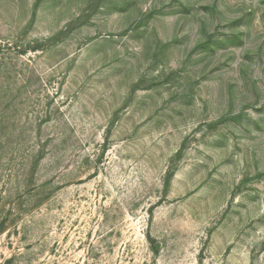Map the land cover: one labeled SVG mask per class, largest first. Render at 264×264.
I'll list each match as a JSON object with an SVG mask.
<instances>
[{
  "label": "rangeland",
  "instance_id": "rangeland-1",
  "mask_svg": "<svg viewBox=\"0 0 264 264\" xmlns=\"http://www.w3.org/2000/svg\"><path fill=\"white\" fill-rule=\"evenodd\" d=\"M0 121V264H264V0H0Z\"/></svg>",
  "mask_w": 264,
  "mask_h": 264
},
{
  "label": "trees",
  "instance_id": "trees-1",
  "mask_svg": "<svg viewBox=\"0 0 264 264\" xmlns=\"http://www.w3.org/2000/svg\"><path fill=\"white\" fill-rule=\"evenodd\" d=\"M1 128L3 129V125ZM0 138H1V133H0ZM41 153H42V149H37L36 153L34 155L27 156V162H28L27 169H26L27 175L25 174V176L27 177V181H26V183L24 182L26 190H30L31 187H33V184H32L33 173L35 170L37 160L41 156ZM28 158H29V160H28ZM170 177H171V173L168 174L167 178L169 179ZM31 190L34 192V194L30 197V199H28L27 203H25V201L21 200L18 204L19 209L31 210L32 208L38 207L44 201V198H46V196L48 195V193H42L39 189L32 188ZM9 212L11 214V211H9ZM7 218L8 219H6V218L5 219L9 220L10 216L8 215ZM17 218L18 217L12 219V221L14 222L15 219H17ZM5 219L0 220V234H2L6 230L5 226H6L7 221Z\"/></svg>",
  "mask_w": 264,
  "mask_h": 264
}]
</instances>
